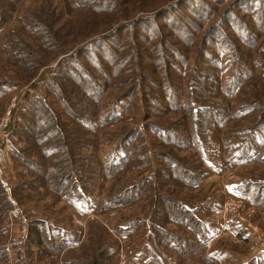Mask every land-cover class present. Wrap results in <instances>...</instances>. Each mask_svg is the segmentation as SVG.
Returning <instances> with one entry per match:
<instances>
[{"label": "rangeland", "instance_id": "1", "mask_svg": "<svg viewBox=\"0 0 264 264\" xmlns=\"http://www.w3.org/2000/svg\"><path fill=\"white\" fill-rule=\"evenodd\" d=\"M46 1L22 0L0 28V150L8 185L0 177V264H264V97L260 109L252 100L264 87V0H114L110 29L70 51L52 39L59 22L49 27L46 12L31 20ZM54 1L57 11L70 13L66 0ZM227 21L250 25L253 34L242 39ZM220 28L228 48L210 38ZM111 31L113 38H102ZM58 32L70 39L64 28ZM76 49L88 54L70 67L102 82L90 87L92 99L68 71L55 73ZM64 77L76 97L56 93ZM165 129L176 136L163 139ZM52 143L58 154H48ZM85 147L95 158L88 181ZM68 150L77 160L65 175L80 190L93 186L85 188L89 198L68 199L52 186L51 167ZM107 164L115 169L110 175ZM77 218L87 235L69 248L64 241L81 229ZM34 221L45 233L40 248L31 244Z\"/></svg>", "mask_w": 264, "mask_h": 264}, {"label": "trees", "instance_id": "2", "mask_svg": "<svg viewBox=\"0 0 264 264\" xmlns=\"http://www.w3.org/2000/svg\"><path fill=\"white\" fill-rule=\"evenodd\" d=\"M21 1L22 0H0V28L12 19L13 15L16 13V11L19 8ZM80 1L79 0H72V4L68 5V0H66L65 4L68 6L67 9H68V11H70L69 14H67L63 11H57L59 5L55 4L54 0H47L45 2L44 7H43V11H41L39 13H36V12L31 13V20L35 21V19H40L41 15H43L44 12H46V14H44V15H47L45 18V21L47 19L52 20V23L50 24L51 26H49V27L54 26L53 23L56 24L57 22H59V23H57L56 29H54V31H53L54 35L52 36V39L55 42L56 47L61 48L62 44L65 46L64 48H61L63 51L73 50L74 47L78 43L83 42V41L87 40L88 38H90L94 35H97V34L99 35L100 32H103V31H106L107 29H110V27L112 25L111 22L115 21L113 17L107 16L108 13H110L111 11L114 10V8H116L115 2H111L114 0H86L85 2L82 0H80ZM70 7H71V10H70ZM48 9H49V11H48ZM86 10H91V11H93V13H90L88 15V14H86V12H87ZM50 11H52L51 14H50ZM66 15H70V16L65 17ZM77 17L79 18V21L77 23L69 25L68 22L75 21ZM108 18H111V19L107 20ZM100 20H102V23L98 22ZM225 24H228V26L230 28L234 29L237 32V34L239 36H241L240 38H242V39H244L245 36L247 37V36H250L251 34H253V29L251 28V26L249 24H247V25H249V28H244V26H242V23L240 21H227ZM100 25H102V26H100ZM46 26H47V24L44 25V27H46ZM59 28H64V30L66 31V33H64V34H66L67 36L70 37L69 40H66V39L61 40L60 39L59 32H58ZM249 32H250V34H248ZM216 34L215 35L211 34L210 38L217 37V38L224 41L223 37L225 38L226 36H228V34L226 36L223 35L224 34L223 28H220ZM105 36H111V38H113L114 32L112 33V31H111V32L103 35L102 38H105ZM94 40L95 39H92L90 41L92 42ZM230 42H231L230 39H227L225 44H221L220 47L222 45L227 47V45H230ZM212 45H213L212 48L215 49L216 45H214L213 42H212ZM104 46L105 45L103 44V47ZM79 50L78 49L74 50L70 54V56L67 59H65V60H68L67 64L60 63L57 66V69H56L57 72H55V73L62 74L61 72L68 71L67 72L68 76L72 75L79 82V84L77 83V85H86V87H87L86 95L92 99L95 96V93H92V92H95V91H93L94 89L90 88V87L93 84L98 83L99 84L98 88H100L101 87L100 85L102 84V82L101 81L93 82V80L97 79V77L90 75L87 71H81V70L77 71V70L73 69L74 66H77L79 64V63H77V59H76L77 56H81L83 54H88V53H81L80 54ZM90 52H92V51H90ZM91 58L93 60V62H91L92 66H94V68H97V63H96L97 60L95 61V55H93ZM114 58H117L116 60L119 61V64H123V65L126 64L125 63L127 61L126 58L122 59V57L120 55H118L117 52L114 53ZM65 60H64V62H65ZM70 66H73V67H70ZM104 73L106 74V72H104ZM62 80H64V84H62V86L58 85V86H60V91L56 88L58 86L55 87L57 89L56 93L60 94V97L62 99H64V98L69 99L70 96H72V98L76 97L75 94L74 95L69 94V91L72 88V82L68 78H65V77ZM87 81H89L90 83H87ZM68 82H70V84ZM263 82H264V79H263ZM253 95H257V94H255L253 92ZM259 97H264V87H263V93L261 96H258L257 99H255L252 96V100L256 105L255 107L260 109V107L262 106L263 103H260V101H262V100L259 99ZM40 103H42V102L40 101ZM35 107H36V105L33 106V108L31 110H33ZM39 109L48 110L46 116L53 113V121H61L62 120L61 118L56 116L55 111H53V110L50 111L47 106H41V107H39ZM191 110L193 112V108ZM194 111L196 113L200 112V113L204 114L203 109H201L200 107H197L196 109H194ZM34 114H35V111H34V113L31 112V117ZM58 114H59V116H61L60 112H58ZM80 122H81V120L79 119V123ZM81 124L84 125L82 122H81ZM196 127H197V125H196ZM162 130H164V129H162ZM159 132H162V131H159ZM159 134H161V137L163 139L164 138H174L176 136V132L170 131L167 129H165V131H163L162 133H159ZM71 146H72V144L70 143L69 148L72 150H75L76 145H74L72 147ZM51 150H52V152H51ZM84 150H86L87 154H88L87 160H86V163L88 164V166L84 167L85 174L87 175V178L83 179V180L88 181L89 180L88 176H91V174L94 170V168H92V162L94 163L95 158L92 157L93 156L92 153L90 151H88V149L86 147ZM206 151H207L206 148L202 147V152L205 153ZM48 154H50V155L58 154L57 150H56V143L50 144ZM61 155H62L61 161L54 163L53 166L51 167L52 171L50 170L52 173H54V175H52L50 173L51 177H52V186L55 188L56 192L60 193V191L61 192L65 191L68 199H72L75 196L89 198L91 196V194L88 193L85 188L93 189V186L85 185L84 190H80L81 188H83V186L80 183H79L80 185L76 186L73 181L70 182V180H69L71 175H69V174L65 175L66 172L72 170L73 164L77 160L76 155H74L70 150L66 151L65 155L64 154H61ZM55 157H53L52 160H54ZM66 158H68V159L65 161L64 159H66ZM145 158H147L146 154H145ZM120 160L121 159L119 157L116 158V162H119ZM46 166L47 165L45 162H41L39 165V169H40V172L42 173L41 174L42 176H44V174H46V172H47ZM58 166H60V167H58ZM98 166H102L101 162H99V161H98ZM108 167L110 168L109 169L110 173L108 175H110L114 172L115 169L111 165H108ZM96 174L97 175H100V174L104 175V173H102L100 170L98 172L96 171ZM69 182H70V188L68 191H66L65 190L66 184ZM34 183L36 185L41 184L40 177L39 178L36 177ZM121 195L124 196V195H128V194L126 192H123V193H121ZM3 212L4 211H2V215H0V219L3 218ZM33 224H35L36 226L33 225L32 227L30 226L28 228L30 236L33 239H35V240H33V242L31 244H32V246H35L36 248H40L43 245L42 242H43V236L45 233L43 232L42 227H40V229H39V224H42L41 222H35L34 221ZM62 239L63 238L59 235L58 236L56 235L54 237V240H56V243L58 245H60V243L63 245ZM64 244H65V241H64ZM0 246H2V245H0ZM4 251H5V248H4V243H3V247H0V253L4 252ZM73 264H80V262L76 261ZM90 264H104V263L102 261H101V263H99V261H96L95 263L91 262Z\"/></svg>", "mask_w": 264, "mask_h": 264}, {"label": "built area", "instance_id": "3", "mask_svg": "<svg viewBox=\"0 0 264 264\" xmlns=\"http://www.w3.org/2000/svg\"><path fill=\"white\" fill-rule=\"evenodd\" d=\"M3 155L4 154H3L2 150H0V177H1V180L4 184V186H8L7 183H5V180H3V178H2V177H4L3 176L4 175V166H3L4 157H3ZM76 222L79 224L81 229L73 236V238L65 240V244L69 248L80 245L85 240L86 235H87L86 228H85V222L79 218L76 219Z\"/></svg>", "mask_w": 264, "mask_h": 264}, {"label": "crops", "instance_id": "4", "mask_svg": "<svg viewBox=\"0 0 264 264\" xmlns=\"http://www.w3.org/2000/svg\"><path fill=\"white\" fill-rule=\"evenodd\" d=\"M13 232H15L16 234H19L20 233V228H13ZM15 257V256H14ZM16 260V259H15Z\"/></svg>", "mask_w": 264, "mask_h": 264}]
</instances>
